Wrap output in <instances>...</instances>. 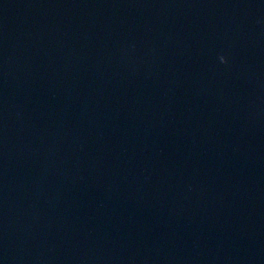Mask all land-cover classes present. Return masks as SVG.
Listing matches in <instances>:
<instances>
[{
    "label": "water",
    "instance_id": "obj_1",
    "mask_svg": "<svg viewBox=\"0 0 264 264\" xmlns=\"http://www.w3.org/2000/svg\"><path fill=\"white\" fill-rule=\"evenodd\" d=\"M0 264H264V0H0Z\"/></svg>",
    "mask_w": 264,
    "mask_h": 264
},
{
    "label": "clouds",
    "instance_id": "obj_2",
    "mask_svg": "<svg viewBox=\"0 0 264 264\" xmlns=\"http://www.w3.org/2000/svg\"><path fill=\"white\" fill-rule=\"evenodd\" d=\"M225 60H223L222 62H224Z\"/></svg>",
    "mask_w": 264,
    "mask_h": 264
}]
</instances>
